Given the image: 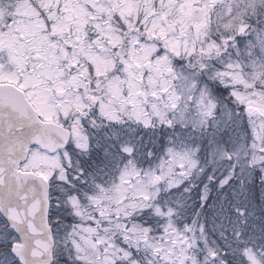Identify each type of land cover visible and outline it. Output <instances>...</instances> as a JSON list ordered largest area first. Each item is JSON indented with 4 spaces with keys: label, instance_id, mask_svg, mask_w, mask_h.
Instances as JSON below:
<instances>
[{
    "label": "snow or ice",
    "instance_id": "1",
    "mask_svg": "<svg viewBox=\"0 0 264 264\" xmlns=\"http://www.w3.org/2000/svg\"><path fill=\"white\" fill-rule=\"evenodd\" d=\"M0 264H264V0H0Z\"/></svg>",
    "mask_w": 264,
    "mask_h": 264
},
{
    "label": "rangeland",
    "instance_id": "2",
    "mask_svg": "<svg viewBox=\"0 0 264 264\" xmlns=\"http://www.w3.org/2000/svg\"><path fill=\"white\" fill-rule=\"evenodd\" d=\"M0 228H2V224L0 223Z\"/></svg>",
    "mask_w": 264,
    "mask_h": 264
},
{
    "label": "flooded vegetation",
    "instance_id": "3",
    "mask_svg": "<svg viewBox=\"0 0 264 264\" xmlns=\"http://www.w3.org/2000/svg\"><path fill=\"white\" fill-rule=\"evenodd\" d=\"M2 224V223H1Z\"/></svg>",
    "mask_w": 264,
    "mask_h": 264
}]
</instances>
